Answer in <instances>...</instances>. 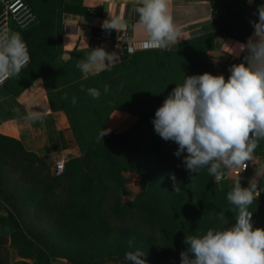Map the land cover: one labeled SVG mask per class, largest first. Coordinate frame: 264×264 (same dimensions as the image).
Masks as SVG:
<instances>
[{"label":"rangeland","instance_id":"obj_1","mask_svg":"<svg viewBox=\"0 0 264 264\" xmlns=\"http://www.w3.org/2000/svg\"><path fill=\"white\" fill-rule=\"evenodd\" d=\"M23 39L30 52L24 35ZM195 46L201 51L200 55L184 57V47L180 46H178L179 49L167 47L142 54L143 60L150 62V67L145 66V68L159 76L152 88L160 89L162 79L172 62L177 66H185L188 63L201 65L209 51L203 49L200 42ZM170 50L173 51L171 55L167 53ZM133 55L128 56L130 66L135 61L133 57L136 55ZM58 58L55 64L53 63L46 70V79L45 75L37 77V74L31 71L32 54L30 52L28 65L22 69L18 77L9 78L6 83L12 82L11 88L19 93L35 80L43 78L48 83L47 93L48 88L49 91L55 87L64 90L57 96L64 98L67 94L66 102L73 112L74 124L78 126L86 143L91 144V139L95 136L94 132L98 131L97 129H104L108 123L107 128L111 131L105 136L124 132L126 129L115 130L117 126L122 125L119 120L110 121L111 115L106 118L108 104L105 98L109 96L111 100L114 99L113 95L116 91L109 90L104 93V84H101L102 79L99 76V73L103 72L90 78L92 83L86 85L83 80L86 76L81 77V70L76 67L81 60L79 56L72 62H69V59ZM134 68L132 66L130 69ZM109 71L111 70H106V73L101 74L104 79L111 74ZM139 72L144 74L141 70ZM133 78L139 79V75ZM81 84H84L87 89H99L101 91L99 99H93L82 92ZM88 96L91 97L89 103L99 109H104L102 120L99 122L93 120L92 114V120L83 116L86 113L80 114L81 111L86 112L87 110L83 108L88 103L86 99ZM73 97L77 100L75 105L71 102ZM137 115L139 118L134 124L137 131L132 133V138L126 139V136H121L113 139L117 141L115 143V150L118 154L116 161L123 173L122 181H112L103 177L104 183L101 190L94 194L91 212L95 218L103 221L104 226L102 232L96 234L75 232L63 224L70 211L80 206L83 201V197H79V194L78 197H74L80 180H82L81 177L69 182L65 180L60 189L59 187L51 188L43 172L42 163L35 162L30 164L32 167L29 168L28 160L13 151L0 155V210L5 213L14 242L19 250L25 251L36 259V262L46 258L37 257L36 250L43 249L48 258L70 257L80 262L86 261L88 264H133L125 259V254L139 249L144 251V256L141 258L146 260L147 264H180V253L186 248L185 236L203 235L208 229L220 230L235 223L238 209L230 203L226 206L221 204L228 201L227 193L231 191L237 176L216 182L209 174L207 167L201 168L197 174H190L183 165V157L187 153L176 157L174 153L178 145L172 141L163 140L154 131L152 121L155 113L148 116ZM43 125L46 141L41 144L42 146H38L37 140L30 142L24 139L22 143L26 144L24 146L27 149L35 150L41 153L40 155H51L52 151L56 150L52 158L44 157V164L48 163L49 171L52 177H55V161L60 158L68 161L71 155L83 154L86 145H80L77 142L70 128L65 136L70 144L67 142L69 149L62 148L63 143L57 144V138H54V143L51 142L56 136H51L52 129L43 127ZM70 127H72L71 124ZM104 168L109 173V165L106 164ZM170 168L179 177L181 191L178 195L175 192L172 195L168 194ZM46 170H48L47 167ZM238 176L241 186L247 187L249 183L247 173ZM58 192H60L59 196H56ZM257 201L264 203V197H259ZM217 205L219 206L216 211H205L206 207ZM261 209L263 208L259 205L255 207L253 227L264 228V213ZM221 213H223L222 216ZM225 221L228 223L226 224ZM161 223L168 228V237L161 231ZM173 234H176L177 243L180 242V237L182 238L180 245H173L176 241ZM130 240L132 241L131 246L129 245Z\"/></svg>","mask_w":264,"mask_h":264},{"label":"clouds","instance_id":"obj_2","mask_svg":"<svg viewBox=\"0 0 264 264\" xmlns=\"http://www.w3.org/2000/svg\"><path fill=\"white\" fill-rule=\"evenodd\" d=\"M252 2L248 0L249 4ZM135 12L138 25L147 35L145 49H164L178 42L179 29L171 15L169 0H140ZM255 15L258 20L250 21L254 32L247 43L236 42L232 47L236 56L244 55L242 62L229 67L227 79L223 74L208 72L185 76L183 84L176 85L155 112L154 131L163 140L178 145L176 157L187 153L183 165L190 174L207 167L219 182L225 177V170L228 175L245 170L258 143L264 140V4L258 6ZM102 27L117 30L124 27V22L110 18ZM116 56L98 47L90 50L76 67L83 73L110 70ZM29 62V51L21 35L0 32V84L18 77ZM80 88L85 91L84 84ZM86 91L93 99L101 96L97 88ZM103 91H109L107 84ZM64 98L67 99V94ZM71 102L75 105L76 98ZM25 118L35 123L43 117L37 111ZM110 131L101 129L99 139ZM262 174L264 171L255 173ZM170 177L178 194L179 183L174 174ZM262 192L264 187H259L254 178L247 187H242L237 176L227 193L228 202L238 209L235 223L220 230L208 229L203 235L185 236L181 264H264V228L253 227V212L249 211ZM142 256L144 251L137 249L127 252L125 259L133 264H147Z\"/></svg>","mask_w":264,"mask_h":264},{"label":"trees","instance_id":"obj_3","mask_svg":"<svg viewBox=\"0 0 264 264\" xmlns=\"http://www.w3.org/2000/svg\"><path fill=\"white\" fill-rule=\"evenodd\" d=\"M33 11L35 12L37 18L36 21L27 27L23 31L30 52L32 54V63L30 64L31 71L34 74H37V77L42 75L46 76V70L53 63L55 64L56 59L63 52L62 44V34H63V23H62V14L64 12H75V13H87V14H96V10L92 11L85 4L84 0H27ZM213 4V16H214V31L208 33L207 35L196 37L190 40H186L178 43L174 49H179L178 46L184 47L183 56L188 57L189 55H200L201 51L195 46L199 42L202 43L203 49L209 51L214 47L215 32L225 34L227 36L236 38L238 40L247 42L248 37L253 31V25L246 18V14L249 9H257L259 5L264 4V0H254V4L247 6L246 0H211ZM154 50H140L130 54L126 53L120 62L112 64L109 73H111L108 78H103L99 73L102 81L101 84H107L109 90L116 91L114 93V99H110L109 96L105 98L108 104L106 109V118L109 117L115 110L124 111L132 114H143L142 116H148L151 113H155L156 110L163 104V101L168 96L176 85H181L184 82L185 76L203 74L205 72L212 73L215 72V66L208 61V54L205 55L203 65H190L189 63L185 66H177L176 63L172 62V65H169V70L163 77L160 84V89H153V83L158 79L159 76L155 75L150 69H146L145 66L150 67L147 61L143 60L141 57L142 54H147L150 52H155ZM181 50V48H180ZM173 51H168L169 55ZM193 52V53H190ZM136 55L135 61L132 62L131 66L128 65V56ZM133 55V56H134ZM80 57L79 53L72 52V57L68 60L69 62L74 61L77 57ZM81 58V57H80ZM134 66L135 68L131 70ZM143 66V68H141ZM161 67V65L159 66ZM144 72L140 73L139 71ZM81 77H85L84 82L86 85L92 83V79L97 73L84 74L80 73ZM83 74V75H82ZM139 75V79H134L133 77ZM94 76V77H93ZM87 89V88H85ZM59 87H55L48 92L50 104L53 109L64 110L67 113L70 124L72 127V132L79 144L86 145L85 151L81 155H71L69 160L66 161V167L64 173L61 176L52 177V173L49 171L50 167L48 163L44 164V157H53V155H40L34 151L27 149L22 141L19 139L4 135L0 133V155L6 153H12V151L22 158L28 160L27 166L32 167L33 163H42L44 165V171L47 176L48 185L51 188L59 187L63 185V182L73 180L74 178L81 177L79 188L75 191L76 195L74 197H83V201L80 206L75 208L70 214L66 217L63 224L68 229L78 232H85L89 235L102 232L104 229L103 221H100L98 218H95L92 215L91 208L93 203V197L96 192L100 191L103 186V180L105 178L112 181H122V170H120V165L117 163L118 154L115 150V143L113 139H117L121 136H126V139L132 138V133L137 131L135 125H132L130 128L126 129L124 132L117 133L112 136H104L102 139H99V133L101 130L97 129L95 131V136L91 139V144L86 143L85 138L81 136V132L78 129V126L74 124V115L70 105L66 102V99L61 98L57 94L63 92ZM86 95L87 91H82ZM87 105L83 109H87L86 112L81 111L80 114L86 113L83 115L89 120L101 121L102 113L104 109H99L89 103L91 97L87 98ZM53 137L57 138L56 143H63L62 148L69 147V141L65 137L64 132ZM68 142V144H67ZM131 143V142H130ZM125 149V148H124ZM56 151V150H54ZM55 164V163H54ZM109 165L108 171L105 165ZM46 167L48 170H46ZM39 168V167H38ZM171 169V168H170ZM172 170V169H171ZM170 171V174H174L178 183L179 177L173 170ZM227 172V170H225ZM51 174V175H50ZM169 187L168 194L172 195L174 193L173 182L170 175L168 176ZM21 185V183H18ZM66 184V183H65ZM180 186V185H179ZM59 193L56 196H59ZM177 194V193H176ZM178 195V194H177ZM228 201L222 202V206L228 205ZM220 205V204H219ZM206 207L207 210L216 211L218 206ZM220 205V206H221ZM263 208L261 209L264 213V203L259 201H254L250 206L252 215V223L254 226L255 220V207L258 206ZM263 226V224L261 225ZM255 228V227H254ZM161 231L165 236H169L168 228L161 223ZM176 238V234H173ZM182 243V238L180 237V242L177 243L174 241L173 245ZM37 257H46L43 258V261L38 260L36 263H31L26 260H21L15 264H50L52 258H48L43 249L36 250ZM20 254L24 257H31L25 251L20 250ZM46 255V256H45ZM71 260L72 264H88L86 261H77L74 258L67 257ZM181 264V263H180Z\"/></svg>","mask_w":264,"mask_h":264},{"label":"crops","instance_id":"obj_4","mask_svg":"<svg viewBox=\"0 0 264 264\" xmlns=\"http://www.w3.org/2000/svg\"><path fill=\"white\" fill-rule=\"evenodd\" d=\"M84 4L92 11L96 10L98 13L64 12L62 14L63 52L58 59H70L72 52L79 53L81 59H83L86 58L90 50L103 47L109 53H116L117 56L113 64L120 62L126 54L125 49L113 39L102 41L99 36L100 31L105 29L102 27L103 23L106 20H110V18L122 19L124 27L129 29L130 38L133 41L141 43L147 39L145 31L138 25V14L135 12V8L140 6V0H84ZM246 4L249 7L254 4V0L251 4L246 0ZM169 7L174 23L179 29V36L178 42L169 45L168 48H174L180 42L204 36L214 31L213 4L211 0H169ZM120 29L111 30L116 34ZM253 32L254 29L251 35ZM214 37V47L208 52V61L216 68L213 75L223 74L225 79H227L230 75L229 67L232 64L242 62L244 55L241 53L240 56H236L232 47H234L236 42H247L219 32H215ZM11 83L4 82L0 84L1 134L20 141L26 139V141L36 142L37 140L38 146H42L41 144L46 141V136L43 134V124V127L52 129L51 136H55L60 132H64L66 135L69 132L70 121L67 113L64 110L53 109L50 104L46 88L48 86L47 81L39 78L19 93L11 88ZM37 111L42 114L43 118L41 120L33 123L25 118L30 113ZM138 118L137 114L115 110L111 114L110 121L112 119L119 120L122 125L117 126L115 130H124L134 125ZM108 124L105 125L104 129H108ZM67 149L69 148L67 147ZM52 154H54V151H52ZM247 163L249 168L248 172L246 171L245 173H247L249 181L254 178L259 187H264V174L255 175L257 171H264V140L258 143V147L253 153V159ZM260 197H264V192L261 193ZM21 260L36 263V259L24 257V255L20 254V250L14 242L11 228L5 218V213L0 210V264H15ZM50 264H72V262L67 257L56 256L51 259Z\"/></svg>","mask_w":264,"mask_h":264},{"label":"built area","instance_id":"obj_5","mask_svg":"<svg viewBox=\"0 0 264 264\" xmlns=\"http://www.w3.org/2000/svg\"><path fill=\"white\" fill-rule=\"evenodd\" d=\"M256 11L257 9L255 8L250 9L246 14V18L249 21L257 20V16L255 15ZM36 18H37L36 14L27 0H0V32L3 31L17 32L21 35L23 39V31L27 27L32 25L36 21ZM99 36L102 41L113 39L115 42H117L120 46H122L125 49L126 53L132 54L138 50L145 49L143 47V44L146 40L142 41L141 43H137L136 41H133L130 38L129 29L125 27L121 28L120 31L116 34H114L112 30L103 29L100 31ZM6 81L7 80H5L4 82ZM65 167H66V159L65 158L57 159L54 165L55 176L57 177L62 176ZM248 168L249 166L245 170L243 169L237 170V172H233L231 175H228L226 172L224 178L241 175L245 173L248 170Z\"/></svg>","mask_w":264,"mask_h":264}]
</instances>
